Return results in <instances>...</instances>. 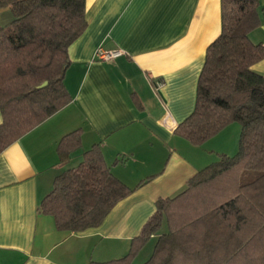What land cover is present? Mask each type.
<instances>
[{"label": "crops", "instance_id": "crops-1", "mask_svg": "<svg viewBox=\"0 0 264 264\" xmlns=\"http://www.w3.org/2000/svg\"><path fill=\"white\" fill-rule=\"evenodd\" d=\"M12 18L9 7H0V25ZM85 18L86 28L68 47L64 84L70 101L0 152V264L121 257L158 198L175 196L198 169L238 149L237 122L201 145L174 133L194 109L206 48L221 31L220 0H85ZM248 35L264 43V23ZM98 46L121 54L97 59ZM252 68L264 73V59ZM74 129L81 132L80 147L60 161L56 145ZM94 144L112 174L133 190L98 226L59 229L40 202L54 177ZM155 239L150 236L130 264L144 262Z\"/></svg>", "mask_w": 264, "mask_h": 264}, {"label": "trees", "instance_id": "trees-1", "mask_svg": "<svg viewBox=\"0 0 264 264\" xmlns=\"http://www.w3.org/2000/svg\"><path fill=\"white\" fill-rule=\"evenodd\" d=\"M220 1L221 31L206 48L194 109L174 133L201 145L237 122V151L198 169L175 196L158 198L125 255L88 264H130L152 235V253L141 264H264V73L252 68L264 59V43L248 35L264 23V6ZM5 6L13 18L0 25V152L70 101L68 47L87 26L85 0H0ZM80 143L79 129L64 134L56 145L60 161ZM132 190L94 144L54 177L40 210L57 228L81 232Z\"/></svg>", "mask_w": 264, "mask_h": 264}, {"label": "built area", "instance_id": "built-area-1", "mask_svg": "<svg viewBox=\"0 0 264 264\" xmlns=\"http://www.w3.org/2000/svg\"><path fill=\"white\" fill-rule=\"evenodd\" d=\"M120 54V49H106L102 46H98L94 52V57L102 60H112Z\"/></svg>", "mask_w": 264, "mask_h": 264}, {"label": "rangeland", "instance_id": "rangeland-1", "mask_svg": "<svg viewBox=\"0 0 264 264\" xmlns=\"http://www.w3.org/2000/svg\"><path fill=\"white\" fill-rule=\"evenodd\" d=\"M240 126V125H239ZM237 151V150H236ZM235 153V152H234ZM233 153V154H234ZM230 155H232V154H230ZM78 162H76L74 165H76ZM166 230V223H165V221L162 223V225H161V228H160V230H159V233L160 232H163V231H165ZM132 264H135V263H132Z\"/></svg>", "mask_w": 264, "mask_h": 264}, {"label": "water", "instance_id": "water-1", "mask_svg": "<svg viewBox=\"0 0 264 264\" xmlns=\"http://www.w3.org/2000/svg\"><path fill=\"white\" fill-rule=\"evenodd\" d=\"M44 84H46V81H44L40 86H43Z\"/></svg>", "mask_w": 264, "mask_h": 264}]
</instances>
